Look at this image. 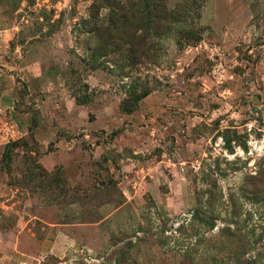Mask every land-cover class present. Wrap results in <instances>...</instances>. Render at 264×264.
I'll return each instance as SVG.
<instances>
[{"label":"rangeland","instance_id":"1","mask_svg":"<svg viewBox=\"0 0 264 264\" xmlns=\"http://www.w3.org/2000/svg\"><path fill=\"white\" fill-rule=\"evenodd\" d=\"M0 264H264V0H0Z\"/></svg>","mask_w":264,"mask_h":264}]
</instances>
